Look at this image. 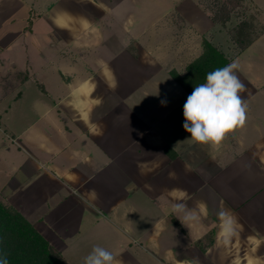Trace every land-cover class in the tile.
<instances>
[{
  "label": "crops",
  "instance_id": "1",
  "mask_svg": "<svg viewBox=\"0 0 264 264\" xmlns=\"http://www.w3.org/2000/svg\"><path fill=\"white\" fill-rule=\"evenodd\" d=\"M153 1L150 0L163 4ZM141 3L140 0H118L111 6L98 3L102 14L88 19L70 12L71 8L65 7L62 0H0V103L21 104L29 87H35L42 94L37 102L43 110L36 132L32 124L27 130L9 128L1 132L4 138L0 136V163L8 161L10 169L3 188L7 190L10 186L20 193L38 189L42 198L36 208H43L45 213L55 200H69L72 205L80 202L81 209L75 215L68 211L67 203L61 202L53 206L57 211L45 214L55 229V238L62 244L61 255L70 264L80 261L71 248H83L78 243L88 235L89 242L95 237L102 239V247L114 254L117 264L121 263V254L129 250L136 254V248L149 254L148 264H160L162 260L165 264H264V185L245 203L255 206L254 201L260 198L261 221L257 218V206H235L228 212L231 219L221 224L220 220L211 219L218 210L214 213L205 202L188 206L189 191L180 188L159 191L156 182L148 186L139 179L143 153L135 146L140 139L151 149H161L167 166L172 163L169 153L175 150L194 147L197 153L211 151L209 146L188 139L190 134L183 128V106L191 93L173 76L165 80L163 74L172 71L187 74L189 66L205 54L207 43L216 46L208 34L214 35L213 26L221 24L206 15L209 11L204 6L201 5L204 12L200 6L194 7L187 19L201 15L207 17L210 25L195 28L200 32L198 37L195 35L197 40L203 35L201 49L191 42L181 46L180 36L185 42L190 41V36L177 29L186 23L174 9L180 7V2L174 4L170 0L164 8L150 9L148 15L143 14ZM170 14L179 20L177 24L169 21ZM114 22L116 26H111ZM37 23H44L46 32L42 31L44 34L39 37L34 32ZM192 23L196 26L195 20ZM103 24L107 27L101 30ZM159 24H167L166 32L172 30V35L159 36L156 33ZM146 30L150 34L148 43L143 39ZM144 53L173 64L163 65L151 56L148 62L155 67L150 65L152 70L147 76L140 62ZM223 54L229 60L226 65L233 61ZM122 80L133 88L128 96L117 100L118 119L133 121L128 131L105 127V116L96 118L93 110L95 104L105 103ZM100 83L109 92L105 96L97 92ZM162 100L167 101L166 106L161 104ZM24 134L26 143L20 138ZM223 146V150L213 151L228 154L230 146L225 142ZM260 162L264 165V157ZM149 168L150 165L142 167V171ZM19 169L22 178L15 177ZM103 174L104 184L99 181ZM222 202L219 197V203ZM177 203L186 204L199 219L182 224L177 217L182 218L184 213L173 211ZM216 223L219 229L215 245L204 246ZM240 227L249 231L244 240ZM89 229L100 234L93 236ZM214 249L219 252L214 254ZM82 252L83 257L88 254L86 249Z\"/></svg>",
  "mask_w": 264,
  "mask_h": 264
},
{
  "label": "rangeland",
  "instance_id": "2",
  "mask_svg": "<svg viewBox=\"0 0 264 264\" xmlns=\"http://www.w3.org/2000/svg\"><path fill=\"white\" fill-rule=\"evenodd\" d=\"M62 1L65 7L71 8L70 12H72L73 14H76L83 18L93 19L96 16L102 14L100 8H98V3L100 5H102L103 3L104 5L111 6L118 0H69V2L68 0ZM154 1L162 2L163 4H153L152 2H150V0H140V2H142L140 8L143 11V14L148 15L150 9L156 6L158 8H164L165 4H167L166 2H170V0ZM190 1H193L195 6ZM178 2H180V7L178 6L179 8L174 9L177 16H181V18H183L186 23L184 25H178L177 29L180 28L179 33L184 34L183 32H185V35L190 36V41L186 40V42L184 41L183 37L180 36L178 44H181V46H183L185 43L191 42V45H195V47L201 49V37L203 35L200 34V40H197L195 35H197L198 37V34L200 33L197 31V29L198 27L200 29H203L206 27V25H210L208 24L207 17L202 18L201 15H196L198 17V20L194 18L195 16L187 19L192 15L191 11L194 10V7H201V5L202 7L204 6L203 8L209 11L207 12V14L205 13L208 17L218 16L224 18V16L229 15L230 18L228 19V21L213 26V33L215 34H208V37H210L212 43H214L216 45L215 47L217 49H220L222 53H226L227 56L233 58V60L238 61L240 65L239 69L245 72L243 73L239 69V71L236 70L239 78L245 83L247 88V91L241 94L242 99H245L248 104L246 122L243 127L237 128L233 132L227 134L225 140L218 147L219 149L223 150V144L225 142V144L230 146L228 154L224 153V151L214 152L213 148L211 147H208L211 149V151L206 150V152L202 151L200 153L194 151V147L190 148L189 150H175L173 151V153L168 152L170 154V157L172 158V163L170 162L171 164L169 166L165 165L167 161L163 157L161 149H151L144 143L142 139H140L137 145L135 144V148L143 153L140 158V167L138 168L139 179L147 183L148 186L149 183L152 182L153 185L154 182H156V186L159 191H167L171 188L185 189L190 192V196L187 201L188 206L195 207L198 202L203 201L207 204L208 207L214 209V213L217 212L216 210H218V212L222 210L229 212L230 207L235 209V206L238 208L250 205L253 207L257 206L256 209H258L259 214L257 218L261 221L263 216L261 213H259L261 212L262 207V201L260 200V198L254 201L257 203V205L255 206L254 203L250 205H245V203L252 196L258 193L257 189H259V187L264 185V165L260 162V158L264 157V0H174V4ZM202 7L200 9L204 12ZM37 13V10H35V14L33 13L34 17L37 16ZM172 17L173 16H171L170 14L168 17L169 21H175L177 24L179 20H176ZM192 20H195L196 26L193 25ZM167 24L170 27L172 26V23ZM167 24L158 25L156 33H158L159 36L166 38V36L170 37L172 35V30L168 29L169 33L166 32ZM111 26H116L115 22ZM106 27L107 24H103L99 28L102 30ZM42 31L45 32L44 23L35 24L34 32L37 33L38 37L39 35L44 34ZM144 32L143 35L145 36L143 37V39L147 42L150 34L147 30L145 33ZM184 51H186L187 53L186 49H184ZM207 52L208 54H210L211 52L208 46ZM151 56L158 59L155 55L144 53L142 60L140 61L143 68L147 71V76L152 70L150 68V65H153L155 67V64L153 62V64H149L148 62ZM162 59L163 60L158 59V61L161 60V63L163 65L173 64L170 61L165 60L164 58ZM247 69H249L248 73ZM168 73H170V71ZM170 76L172 77V73H170L169 75L167 73L163 74V78H165V80H170ZM132 89V87L128 86L127 83L122 80L121 84H119V86H116V88H113L111 93H109L106 87H104L100 83L97 88V92H99L103 96L109 93V96H107V100H105V103L101 105H94L93 110L96 115L94 117L98 118L104 115L106 120L104 125L105 127L116 126L118 128H126V130L132 128L133 121L127 119H118L119 117L117 107V100L119 98H123L122 96H128L131 93ZM28 90V95L21 104L15 103L13 105H10L11 103H9V101L0 103V113H2V115L0 116V136L3 129H6L7 131L9 130V128H23L24 130H27L26 128L32 124L35 128L33 129V131L36 132L40 127V125L38 124L40 116L39 114L43 110L39 106L37 100L42 97V94L35 87H29ZM148 105L149 104H147L146 107L147 112L150 111L148 109ZM35 132H32V134L36 135ZM180 137L181 136H179L178 138ZM20 138L26 143L25 139L27 138L25 134ZM121 157L122 154L117 157V161L115 160V162H118ZM224 157H226V160H224ZM144 163H146V166ZM8 165V161L0 163V199L5 204L19 211V213L46 238L51 247L61 254L60 248L62 247V244L61 242L57 241V238H55V229L49 224V222L47 221V219H49V216H46L45 214H47V212L49 211H55L56 208H54L53 206L61 202V204L67 203L70 208H68V211L75 215L77 209H81L80 202L78 201L77 204L72 205L71 201L69 200H55L52 202L50 209L45 213V211H43V208H36L38 203H41L40 198H42V194L38 192V189H30L20 193L17 192V189L12 191V189H10V186H7V190L3 188V184L7 185L8 174L10 172ZM149 165L151 166V168L146 170L147 172L145 170L143 172L142 167L148 168ZM21 171L22 169L17 170L15 177L19 178L20 176L22 178ZM99 181L102 184L106 182L104 174L100 176ZM13 185L14 184H12V186ZM214 192L217 193L218 196L215 195ZM219 197L223 198L222 204L219 203ZM64 199H67V197L65 196ZM71 206L73 209L71 208ZM57 210L58 209H56V211ZM211 219H213L215 222H219L217 214L211 217ZM216 224L217 225L213 227L212 231L209 232V235L203 242V244L206 243V245L204 244V246L215 245V235L217 230L219 229L218 223ZM252 224L256 226V223L253 222ZM246 226L249 229H251L252 227L250 223H247ZM240 228L242 231L240 232V236L242 237V240H244L249 231H246V228ZM89 233L93 234V236L96 234H100L95 233L94 230L91 233V229H89ZM88 237L89 235L78 243V245H83V248L72 247L70 250L71 252L72 250L73 252L76 251L75 258L78 257L80 259L77 264H82L83 249H86L87 253H89L93 245L102 246L103 244L102 239H100L99 237L91 239L90 242L87 239ZM135 251H137V255L134 254L132 250H129L127 253L121 254L119 256V262H121L120 264H140L139 262H142L143 264L149 263L150 256L148 253L139 248H136ZM218 252V249L213 250L214 254H217ZM160 259L162 260V258ZM160 264L165 263L162 260Z\"/></svg>",
  "mask_w": 264,
  "mask_h": 264
},
{
  "label": "clouds",
  "instance_id": "3",
  "mask_svg": "<svg viewBox=\"0 0 264 264\" xmlns=\"http://www.w3.org/2000/svg\"><path fill=\"white\" fill-rule=\"evenodd\" d=\"M239 67L238 61L233 60L224 67L208 72L205 82L195 85L187 97L183 106V128L190 134L188 139L193 143L215 149L222 144L227 134L244 126L248 104L241 94L247 88L237 74ZM161 104L166 106L167 101L162 100ZM173 211L184 213L182 218L177 217L182 224L191 219H199L184 203L174 204ZM217 215L221 224L231 219L230 214L224 210ZM0 264H9L6 255L0 254ZM82 264H117V261L111 251L93 245L91 251L83 257Z\"/></svg>",
  "mask_w": 264,
  "mask_h": 264
},
{
  "label": "trees",
  "instance_id": "4",
  "mask_svg": "<svg viewBox=\"0 0 264 264\" xmlns=\"http://www.w3.org/2000/svg\"><path fill=\"white\" fill-rule=\"evenodd\" d=\"M215 22L224 23L230 18L211 16ZM210 54H205L189 66L184 76L172 71V76L192 93L195 85L204 83L206 74L224 67L229 60L208 43ZM0 254L6 255L9 264H70L55 251L46 238L39 233L15 208L0 199Z\"/></svg>",
  "mask_w": 264,
  "mask_h": 264
}]
</instances>
